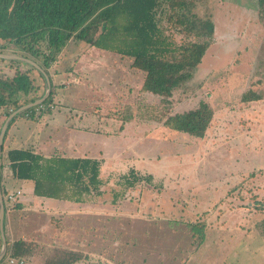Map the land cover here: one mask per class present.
Returning a JSON list of instances; mask_svg holds the SVG:
<instances>
[{
    "label": "rangeland",
    "instance_id": "374dc122",
    "mask_svg": "<svg viewBox=\"0 0 264 264\" xmlns=\"http://www.w3.org/2000/svg\"><path fill=\"white\" fill-rule=\"evenodd\" d=\"M191 11L211 20L214 32L191 79L173 91L168 104L141 90L144 73L127 57L70 39L47 68L54 118L41 116L40 127L20 115L11 118L2 144L14 132L38 141L46 133L49 138L38 143L46 144L43 154L54 148L69 153L61 142L76 141L88 151L74 154L102 161V194L90 195L87 215L67 224L70 248L63 249L86 255L74 264H264V18L256 0H196ZM174 35L182 38L180 32ZM1 45L0 52L24 54L12 43ZM16 71H29L39 86L30 95H44L47 84L37 69L0 59V77ZM200 100L214 111L202 139L163 125L164 114ZM143 105L154 108L153 118L139 115ZM0 114L6 117V109ZM63 122L67 130L52 135L58 125L47 124ZM130 169L150 181L127 186L122 175ZM17 217L15 233H29L33 240L30 216L24 214L21 223ZM59 217L51 222L60 226ZM4 224L5 218L3 230ZM187 224L205 227L201 244Z\"/></svg>",
    "mask_w": 264,
    "mask_h": 264
},
{
    "label": "trees",
    "instance_id": "16d2710c",
    "mask_svg": "<svg viewBox=\"0 0 264 264\" xmlns=\"http://www.w3.org/2000/svg\"><path fill=\"white\" fill-rule=\"evenodd\" d=\"M195 1L0 0L1 47L4 43L14 44L24 52L22 56L38 63L47 73L51 87L42 104L51 101L53 91L47 68L70 39L127 57L131 67L144 73L141 90L161 97L168 104L173 91L191 79L212 40L214 25L191 11ZM256 5L261 19L264 18V0H256ZM177 32L182 33L179 41L174 37ZM29 73L16 71L12 77H0V107L6 109V116L10 114L9 108L14 111L39 98L30 95L39 86ZM33 107L18 115L24 116ZM153 111L152 106L138 108L139 115L147 119L154 117ZM213 114L209 103L200 100L190 109L164 114L163 125L202 139ZM132 116L133 113L124 117ZM2 151L3 145L0 158ZM5 158L12 177L32 180L33 193L37 196L79 202L86 196L102 194L99 159L58 154L43 156L29 148L10 149ZM1 167L0 162V170ZM122 179L127 186H133L140 180L150 181V176L142 177L130 169ZM187 228L193 237L199 236L197 242L201 244L205 227L187 224ZM83 257L86 255L77 251L54 248L45 264H73Z\"/></svg>",
    "mask_w": 264,
    "mask_h": 264
},
{
    "label": "crops",
    "instance_id": "0c3cea01",
    "mask_svg": "<svg viewBox=\"0 0 264 264\" xmlns=\"http://www.w3.org/2000/svg\"><path fill=\"white\" fill-rule=\"evenodd\" d=\"M81 44L83 42L80 41ZM83 58V57H82ZM81 58V59H82ZM73 69L68 71V74H71ZM0 110L2 108L0 107ZM4 113V112H3ZM44 114V115H43ZM47 114V115H45ZM55 110L51 112H45L39 115H31L29 117H26L25 115H20L22 117H25L27 119H32L35 121L36 126H43L44 124L41 122V116H46L49 118H54ZM6 116V114H5ZM32 117V118H31ZM2 116L0 114V123L4 122L7 118L4 117L1 119ZM67 117L65 118V120ZM51 123H54V120L51 121ZM3 124V123H2ZM47 125H58L55 126V128H51L53 133H56L59 131L60 128H65V123L62 124H47ZM45 125V127L47 126ZM82 131V130H80ZM44 136L41 140L38 141V139L31 140L32 137H30V134L26 136V138L21 139V136H17L16 132L12 133L10 137H6L3 145V159L2 160V167L0 170L1 174V191L3 195L4 200V194L7 191H13V190H21L22 194L19 197L18 201L14 205H8L5 206V212H4V218H5V224H4V236L6 240V250L5 253H10L15 256H21L25 259L28 264H35L33 261L34 259H39L36 264H45V261L50 258V254L52 249L54 248H70L69 243L71 241V228L67 227V224L69 220H74L75 222L80 221L79 219H76V217H81L83 215H87L83 211H85V208L88 206V197L86 196L83 198L82 201L75 202L67 199H61V198H51V197H43V196H37L33 193V181L30 179H18L12 177V171L9 162L6 160V152L10 149H18V148H29L34 151V153L41 154L43 156H50L52 154H58L63 157H90V158H96L99 159L96 155H84L83 153L74 154V151H81V152H87L88 149L84 148L81 150L82 143L80 142H70V141H62V145L67 146L69 153H63L56 151L54 148L52 150V153L49 155L43 154L44 152H47L45 150L46 148L42 146H38V143L45 140V138H49V136L46 133H43ZM50 134V133H49ZM51 135V136H52ZM5 138V137H4ZM15 138H17L18 142H14ZM4 140V139H3ZM51 142V141H50ZM103 142V141H102ZM15 143V144H14ZM23 144V145H21ZM6 145V146H5ZM49 146V144H48ZM56 146V143H55ZM51 147V146H49ZM53 148V146H52ZM101 150V146H100ZM100 150H97L99 152ZM41 151V152H39ZM101 160V159H99ZM102 162V161H101ZM101 165V163H100ZM101 172V171H100ZM100 177V174H99ZM101 178V177H100ZM103 181V180H102ZM101 189V187H100ZM94 195V194H93ZM5 204V203H4ZM20 216L19 223L23 221L24 214L29 215V219H26V222L29 223L30 226H33L34 233H33V240L30 239V234L20 233L17 234L14 231V222L17 220V216ZM57 216H60L61 219V225L57 226L51 221ZM94 216H102V215H94ZM59 217V218H60ZM73 226V225H68ZM97 227V226H96ZM95 227V242L97 243L98 235V228ZM79 230H81L80 226L78 227ZM80 234L83 235L79 237L80 243L82 246H88V241L85 240V233L80 232ZM16 235V236H15ZM1 236V235H0ZM102 240V239H101ZM33 243V244H32ZM2 243L0 240V251H1ZM16 251V252H15ZM15 252V253H13ZM21 252V254H19ZM27 264V263H26ZM74 264V263H73Z\"/></svg>",
    "mask_w": 264,
    "mask_h": 264
},
{
    "label": "water",
    "instance_id": "95a60500",
    "mask_svg": "<svg viewBox=\"0 0 264 264\" xmlns=\"http://www.w3.org/2000/svg\"><path fill=\"white\" fill-rule=\"evenodd\" d=\"M0 59L19 60V61H22V62H25V63L32 65L33 67H35L37 70H39L42 73V75L45 78L46 84H47V89H46L44 95H42V97H39L34 102L24 104L21 107H19L18 109L12 111L7 116L5 121L3 122L1 129H0V155H1V149H2V142H3L4 134H5L7 125L9 123V121L11 120V118L18 115L19 113H21L22 111H24L27 108H30V107H33V106H36V105L42 103L47 98V96L50 92L51 83H50V79H49V76L47 75V73L38 65V63H36L35 61H33L30 58H27V57H24V56L18 55V54L0 52ZM4 212H5V205H4L3 195H2L1 186H0V235H1V242H2V247H1V251H0V259L5 254V250H6V240H5V236H4V232H3Z\"/></svg>",
    "mask_w": 264,
    "mask_h": 264
},
{
    "label": "built area",
    "instance_id": "2783aa9c",
    "mask_svg": "<svg viewBox=\"0 0 264 264\" xmlns=\"http://www.w3.org/2000/svg\"><path fill=\"white\" fill-rule=\"evenodd\" d=\"M54 105L49 103H45V104H38L36 106L33 107V109L31 111H29L28 113L24 114L26 117H29V115H39L42 113H45L46 110L48 109H53ZM22 191L21 190H13V191H7L4 194V205L8 206V205H14L19 197L21 196ZM26 261L23 257L21 256H15L13 254L8 253V255H6V253L2 256V258L0 259V264H25Z\"/></svg>",
    "mask_w": 264,
    "mask_h": 264
}]
</instances>
